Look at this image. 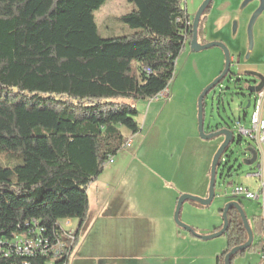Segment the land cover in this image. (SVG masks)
<instances>
[{
  "label": "trees",
  "instance_id": "1",
  "mask_svg": "<svg viewBox=\"0 0 264 264\" xmlns=\"http://www.w3.org/2000/svg\"><path fill=\"white\" fill-rule=\"evenodd\" d=\"M127 1L132 10L119 19L134 32L104 38L94 13L106 0H0V150L23 157L13 168L0 165L6 247L17 235L55 241L61 220L83 222L89 185L124 148V129L140 131L136 103L158 96L174 78L192 38L183 0ZM228 218V244L217 264L248 238L236 209ZM254 220L259 234L264 219ZM48 259L11 253L0 255V264Z\"/></svg>",
  "mask_w": 264,
  "mask_h": 264
},
{
  "label": "rangeland",
  "instance_id": "2",
  "mask_svg": "<svg viewBox=\"0 0 264 264\" xmlns=\"http://www.w3.org/2000/svg\"><path fill=\"white\" fill-rule=\"evenodd\" d=\"M248 1L250 0L245 2L244 0H213L210 11L206 13L207 18L204 19V24L209 29V38L216 37L215 41L225 44L230 51L231 57L233 56L240 61L238 66L244 67L245 64L259 65L263 70L264 76V0H253L254 4H258L252 8H248L249 4L247 7L243 5ZM202 3L199 5L193 3L192 5L190 0H183V6L192 20ZM132 6L127 0H106L105 4L94 13L100 35L104 38H110L133 33L134 29L119 19L121 15L130 12ZM225 61V54L221 47L215 46L200 52H193L190 47V40L187 41L176 61L175 75L166 89L167 95L159 94L152 99L140 100L136 103L139 112L136 119L139 122L140 131L136 134H131L130 131L124 129L125 135L129 139H133L134 146L122 148L115 156V162L107 164L103 172L98 176L99 178L94 179L89 185L88 193L93 207L98 202V185L103 187L105 183L107 185L105 195L112 199H122V197L140 200H147V197H163L164 199L166 191L162 187V183L156 184L149 177L141 176L139 185L136 184L134 191L131 190L130 192L126 187L123 188L125 185L124 181H119L122 185L114 186L116 183L111 181L114 175H109L110 170L114 165L118 164L119 167L130 166L133 169L142 167L147 172L149 170L154 171L149 167L152 166L149 164V157L154 154L157 155V148L152 145L157 136L156 140L161 145L158 163L166 169L168 167L170 171L171 169H176L178 167L177 160L179 161V159L175 160L177 155L174 157L170 156V151L172 150L171 152L175 153L176 146L173 149V145L179 144V138H184L192 124L193 129L196 131L198 142L194 145V149L189 148L186 155L184 154L180 172L184 168L188 171L190 169L198 177L209 166L211 175L214 155L224 137L216 136L211 139H203L200 136L198 130V100L206 87L222 73L225 68ZM234 67L232 64L230 73L212 88L204 98L205 132L209 134L217 129L229 128L234 133V140L222 154L217 168L216 196L207 209H210V211L216 210L217 214L222 215L219 211L220 209H223L230 201H238L242 204L254 231V218L264 216L261 202L248 199L244 195H232L230 192L234 186L240 184L252 190H257L259 185L257 177L249 176V173L255 170L256 163L246 164L252 143L247 138L239 137L235 122L242 118L243 123L249 126L254 103V93L250 92L249 87H261L264 79H261L256 72L250 73L246 71V73L238 74ZM172 100L173 103L166 107L168 102ZM248 100H251L252 105L246 109ZM245 114L247 115L245 116ZM169 119L175 123V125H170V128ZM169 133L171 135L167 136ZM140 145L142 147L139 157L131 160V155L136 154V150ZM170 145H172V149H169ZM163 150L168 152V156L163 157L162 153H166L162 152ZM22 162L23 157L21 154L0 150L1 166L13 168ZM128 177L129 175L126 178ZM115 188H117L116 191H114ZM227 191L229 194L226 195L225 192ZM187 202L189 203V201ZM183 211L180 213L182 221L184 217ZM200 220L205 221L203 218ZM83 233L84 228L81 231V235ZM184 233L187 232L184 231ZM259 236L260 233H254V248L248 250L244 255H238L234 260V264L246 263L248 260L251 263L264 264V260L260 258V249L257 246ZM155 241L153 240L152 242L154 243ZM198 241L204 240L200 239ZM205 241L207 242L204 243H221L225 248H227L228 244L225 234ZM152 257H156V260L145 262L144 264H161L157 260L160 257Z\"/></svg>",
  "mask_w": 264,
  "mask_h": 264
},
{
  "label": "crops",
  "instance_id": "3",
  "mask_svg": "<svg viewBox=\"0 0 264 264\" xmlns=\"http://www.w3.org/2000/svg\"><path fill=\"white\" fill-rule=\"evenodd\" d=\"M190 1L192 5L193 3L199 5L204 0ZM252 1L250 0L243 5L247 7L249 4L248 8H252L258 4H254ZM206 18L205 15L204 19ZM202 26L203 34L199 37L200 41L204 43L215 41L216 37L209 38V29L204 24V20ZM231 60L238 74L246 73V71L256 72L264 79L263 70L259 65L245 64L243 67L238 66L240 61L235 57L232 56ZM172 103L173 100L168 102L166 107ZM170 125H175V123L169 119V128ZM169 135L171 134H167V136ZM155 138L157 139L158 136ZM156 139L152 145L157 148V155L154 154L149 157V164L152 165L149 167L154 171L148 168L149 172H147L142 167L134 169L130 166L119 167L116 164L112 167V171L110 170L109 175H114V178L111 179L116 183L114 186L118 187L117 185H122L119 181H124L123 188L126 187L130 192L131 190L134 191L135 185L140 182L141 176H147L156 184L162 183L161 185L166 191L165 198L147 197V200H140L122 197V199H112L105 195L106 183L103 187L98 185V202L95 203V207L91 205L89 195V210L83 222L80 224L79 220L75 218L72 220L74 226L78 229V236L68 264H144L145 262L155 261L156 257L152 256L160 257L157 260L161 264H217L218 257L226 250L225 246H222L221 243H204L207 242L205 240L198 241L200 238L180 228L174 220L176 205L182 193L203 198H206L209 193V166L198 177L189 168V171L184 168L180 172L184 154L186 155L189 148L194 149V145L198 142L193 124L190 125V129L184 138H179V144L173 145V149L176 146L174 154L171 152L172 150H169L172 149V145L169 146L170 156L177 155L175 160L179 159V161L177 160L178 167L176 169L170 171L168 167L166 169L158 163L161 145ZM130 140V146L133 147V139ZM141 147V145L138 147L135 155H131V160L139 157ZM162 152H166L162 153L163 157L168 156L167 151L163 150ZM128 175L129 177L126 178ZM207 208L208 206L203 208L191 202H185L182 207V210H184L183 221L191 225L200 234L215 232L217 228L222 226L223 218L222 215L216 213V210L210 211ZM201 218L205 221L200 220ZM83 228L84 233L81 235ZM183 230L187 233H184ZM153 240L156 241L153 243ZM241 264L259 263H251L248 260V262Z\"/></svg>",
  "mask_w": 264,
  "mask_h": 264
},
{
  "label": "built area",
  "instance_id": "4",
  "mask_svg": "<svg viewBox=\"0 0 264 264\" xmlns=\"http://www.w3.org/2000/svg\"><path fill=\"white\" fill-rule=\"evenodd\" d=\"M161 94L167 95V90ZM235 127L240 138H247L252 143L250 150L256 153V160L254 162L256 163V167L252 173H249V176L257 177L259 185L257 190H252L242 184L236 185L230 194L244 195L248 199L259 200L264 209V82L254 92L253 111L250 116L249 126L243 123L242 118H239L235 122ZM130 145L131 140L129 139L124 144V147H130ZM252 151H250L248 159L252 158ZM113 162L114 159H111L107 164ZM225 194L227 195L229 192L227 191ZM262 218L264 219V216ZM72 220L73 218H67L60 221L63 233L55 241H52L50 238L43 239L38 235L32 237L17 235L14 236V241L8 244L9 247H6L5 242L0 240V255L8 256L11 253L25 256L43 255L49 258L47 264H68L78 236V229L74 226ZM257 246L260 249V258L264 260V226L257 239Z\"/></svg>",
  "mask_w": 264,
  "mask_h": 264
},
{
  "label": "water",
  "instance_id": "5",
  "mask_svg": "<svg viewBox=\"0 0 264 264\" xmlns=\"http://www.w3.org/2000/svg\"><path fill=\"white\" fill-rule=\"evenodd\" d=\"M212 1L213 0H204L203 3L201 4V6L199 7L194 19H193L192 38L190 40V47H191V50L193 52H200V51H203V50L209 49L211 47H215V46L221 47L224 51L225 59H226L224 70L208 87H206V89L202 92V94L200 95L199 100H198V130H199L200 136L203 139H211V138L216 137V136H223L224 138H223L222 143L218 147V149L214 155L213 161H212L208 196L206 198H203V197H199V196H195V195L187 194V193L182 194L179 197L177 205H176V209H175V213H174V220L180 228L192 233L194 236H196L202 240H210L212 238L221 236V235L226 233V231L229 227V224H230L229 218H228V213L230 210L236 209L241 216V219L243 221V224H244L245 230L247 232L248 238L244 244L232 248L225 255L224 264H231L232 259L239 252H244L247 249H249L253 245V241H254V231H253V229H252V227L248 221L246 213H245V211L242 207V204L240 202L230 201L225 205V207L222 209V218H223L222 228L220 230L213 232V233H210L208 235H203V234L198 233L193 227L184 223L180 219V213H181L182 207H183L185 202L192 201V202H196V203H199L201 205H204V206H209L212 203L213 199L216 196L215 185H216L217 168L220 164L222 154L226 151V149L229 147L230 143L234 140V133L229 128H222L219 130L217 129L216 131H213L209 134L206 133L204 130V98L212 88H214L218 83H220L230 73V69H231V65H232L231 54H230V51L228 50V48L226 47L225 44H223L222 42H217V41L202 43L199 39L198 31H199V25H200L201 18L203 16L205 10L210 6ZM256 88L257 87L251 86V87H249V90L251 93H254ZM250 106H251V100H248V103L246 105V109L249 108ZM250 151H252V150H250ZM252 152H253L252 158L246 160V164H248V165L254 164V162L256 160V153H255V151H252Z\"/></svg>",
  "mask_w": 264,
  "mask_h": 264
},
{
  "label": "flooded vegetation",
  "instance_id": "6",
  "mask_svg": "<svg viewBox=\"0 0 264 264\" xmlns=\"http://www.w3.org/2000/svg\"><path fill=\"white\" fill-rule=\"evenodd\" d=\"M223 141V140H222ZM249 154H250V152H249Z\"/></svg>",
  "mask_w": 264,
  "mask_h": 264
}]
</instances>
